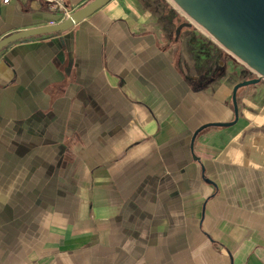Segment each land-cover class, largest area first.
<instances>
[{
  "label": "crops",
  "instance_id": "crops-1",
  "mask_svg": "<svg viewBox=\"0 0 264 264\" xmlns=\"http://www.w3.org/2000/svg\"><path fill=\"white\" fill-rule=\"evenodd\" d=\"M135 1L0 52V264H264V81L192 146L244 78L188 77ZM65 18L0 0V40Z\"/></svg>",
  "mask_w": 264,
  "mask_h": 264
},
{
  "label": "water",
  "instance_id": "water-1",
  "mask_svg": "<svg viewBox=\"0 0 264 264\" xmlns=\"http://www.w3.org/2000/svg\"><path fill=\"white\" fill-rule=\"evenodd\" d=\"M111 0H90L63 21L10 34L0 40V52L9 45L35 37L65 32L93 15ZM194 24L203 29L231 56L239 60L255 78L236 84L231 93L234 120L229 123L206 124L197 129L191 145L202 130L210 127H230L238 119L237 93L241 88L264 81V0H171ZM184 22L175 29L177 41Z\"/></svg>",
  "mask_w": 264,
  "mask_h": 264
},
{
  "label": "rangeland",
  "instance_id": "rangeland-1",
  "mask_svg": "<svg viewBox=\"0 0 264 264\" xmlns=\"http://www.w3.org/2000/svg\"><path fill=\"white\" fill-rule=\"evenodd\" d=\"M135 7L140 19L146 21L145 25L148 29L155 31L156 35L168 44L176 42L184 50L179 63L186 66L188 77H196L204 87L217 86L227 73L229 74L230 66L228 65L240 69L243 81L255 78L251 70L231 56L203 29L191 22L171 0H136ZM184 22H190L192 26L182 29L178 40L175 41V29ZM261 83L263 82L248 88L258 87ZM242 89L246 87L240 90ZM260 111L255 110L254 113Z\"/></svg>",
  "mask_w": 264,
  "mask_h": 264
},
{
  "label": "built area",
  "instance_id": "built-area-1",
  "mask_svg": "<svg viewBox=\"0 0 264 264\" xmlns=\"http://www.w3.org/2000/svg\"><path fill=\"white\" fill-rule=\"evenodd\" d=\"M10 0H2V2L4 4H7ZM43 2H45L47 5H49L50 7H52L55 10L64 12V15L67 17L69 14L66 12L64 4H63V0H41Z\"/></svg>",
  "mask_w": 264,
  "mask_h": 264
}]
</instances>
